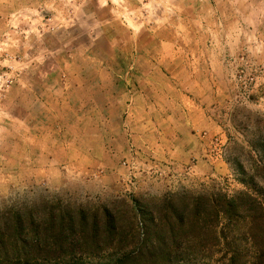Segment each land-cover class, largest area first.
Returning a JSON list of instances; mask_svg holds the SVG:
<instances>
[{
  "label": "rangeland",
  "instance_id": "rangeland-1",
  "mask_svg": "<svg viewBox=\"0 0 264 264\" xmlns=\"http://www.w3.org/2000/svg\"><path fill=\"white\" fill-rule=\"evenodd\" d=\"M57 66L82 83L60 111L72 145L28 153L9 115L31 109L27 83L62 87ZM258 139L264 0H0L1 212L234 195Z\"/></svg>",
  "mask_w": 264,
  "mask_h": 264
},
{
  "label": "trees",
  "instance_id": "trees-1",
  "mask_svg": "<svg viewBox=\"0 0 264 264\" xmlns=\"http://www.w3.org/2000/svg\"><path fill=\"white\" fill-rule=\"evenodd\" d=\"M245 190L0 211V264H264V141Z\"/></svg>",
  "mask_w": 264,
  "mask_h": 264
},
{
  "label": "crops",
  "instance_id": "crops-1",
  "mask_svg": "<svg viewBox=\"0 0 264 264\" xmlns=\"http://www.w3.org/2000/svg\"><path fill=\"white\" fill-rule=\"evenodd\" d=\"M34 66L33 70L37 68L39 69L44 65L40 64ZM157 68L162 72L160 67ZM56 69H58L59 77L61 79V88L58 86L56 87V90H54V87H52L50 91H53V94L48 96L45 89L39 90L37 89L38 87L27 83L25 85L28 98L27 102L28 105L31 106V112L29 110L26 117L9 115L10 121L13 124V126H11L14 130L13 134H15V138L18 140L23 141L24 139L25 151L28 153H33L35 150L34 146H37L40 150L47 151L48 153L57 150L67 151L71 148L72 143L65 139L64 123L60 117V111L61 109L63 110L67 108V105L69 107V104L73 102L71 94L73 90L75 91L76 89L81 88L82 83L73 82L69 78L70 70L62 69L61 66H57ZM42 77L53 79L55 74L44 73ZM66 77L68 78L66 79ZM153 87L161 88V85L158 82L153 81ZM59 89H61L60 92ZM184 115L191 116V114H188L185 111ZM48 118H50L49 124H47ZM175 136L179 137L178 134ZM192 136L196 138V135ZM38 148L37 150H39ZM28 160L32 161V165L34 164V159L32 157H29ZM51 160V157H49V161Z\"/></svg>",
  "mask_w": 264,
  "mask_h": 264
}]
</instances>
